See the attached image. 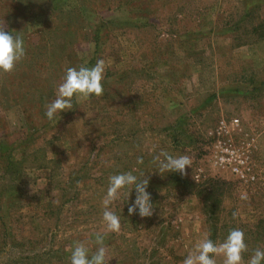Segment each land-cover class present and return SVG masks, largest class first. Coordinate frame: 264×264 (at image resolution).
I'll return each instance as SVG.
<instances>
[{
    "label": "rangeland",
    "instance_id": "1",
    "mask_svg": "<svg viewBox=\"0 0 264 264\" xmlns=\"http://www.w3.org/2000/svg\"><path fill=\"white\" fill-rule=\"evenodd\" d=\"M0 27L26 50L0 73V264H70L97 232L108 264H183L234 228L245 261L264 248V0H0ZM98 59L104 96L49 121L66 70ZM235 118L249 182L212 160V132ZM161 150L188 155V175L156 172ZM133 169L154 214L129 215L135 189L122 192L109 206L121 231L107 232L109 177Z\"/></svg>",
    "mask_w": 264,
    "mask_h": 264
},
{
    "label": "clouds",
    "instance_id": "2",
    "mask_svg": "<svg viewBox=\"0 0 264 264\" xmlns=\"http://www.w3.org/2000/svg\"><path fill=\"white\" fill-rule=\"evenodd\" d=\"M26 56L23 38L6 32L0 27V73L10 74L16 65ZM105 62L98 59L92 67L85 65L69 67L63 81L58 85L55 98L48 103L45 115L49 121H55L62 112L73 109V101H88L92 97L104 96ZM152 163L156 165L161 176L164 173H179L181 177L188 175L186 168H192V160L188 155L173 156L167 151L161 150L153 156ZM137 164H143V158H137ZM106 166H111L106 162ZM132 171L115 174L109 177V186L103 199V221L106 231L119 233L121 220L118 215L110 210L109 206L118 200L123 193L126 200L135 189V200L129 206V215L138 214L141 218L151 217L154 214V206L151 203L150 193L147 191L149 178L141 174L134 175ZM242 200H247L246 194L241 195ZM236 214L234 213V216ZM95 244L98 246L95 253L89 255V249L77 242L71 252L70 264H108L106 260V248L104 235L95 234ZM248 252L245 242V234L239 228L229 231L226 239L217 244L210 238H204L196 243L194 249L184 258L183 264H217V257H222V264H264V248H256L251 257L245 261L244 254Z\"/></svg>",
    "mask_w": 264,
    "mask_h": 264
},
{
    "label": "built area",
    "instance_id": "3",
    "mask_svg": "<svg viewBox=\"0 0 264 264\" xmlns=\"http://www.w3.org/2000/svg\"><path fill=\"white\" fill-rule=\"evenodd\" d=\"M238 120L231 119L228 123L220 120L211 134L212 160L214 165L228 170L241 180L252 181L255 175L248 162L246 151L242 150L231 139V131L238 128Z\"/></svg>",
    "mask_w": 264,
    "mask_h": 264
},
{
    "label": "trees",
    "instance_id": "4",
    "mask_svg": "<svg viewBox=\"0 0 264 264\" xmlns=\"http://www.w3.org/2000/svg\"><path fill=\"white\" fill-rule=\"evenodd\" d=\"M99 34H100V31L99 30H97V31H95V32H93V41L94 42H96L97 41V38L99 39ZM31 94V93H33V92H26V94ZM48 93H52V90H50ZM34 95V94H33ZM8 152H11V151H8ZM10 165V160H9V157H8V160H7V166H9Z\"/></svg>",
    "mask_w": 264,
    "mask_h": 264
}]
</instances>
